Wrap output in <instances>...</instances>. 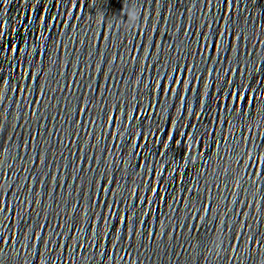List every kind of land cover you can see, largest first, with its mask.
I'll list each match as a JSON object with an SVG mask.
<instances>
[{"label":"snow or ice","instance_id":"obj_1","mask_svg":"<svg viewBox=\"0 0 264 264\" xmlns=\"http://www.w3.org/2000/svg\"><path fill=\"white\" fill-rule=\"evenodd\" d=\"M125 220H127V218H125Z\"/></svg>","mask_w":264,"mask_h":264}]
</instances>
